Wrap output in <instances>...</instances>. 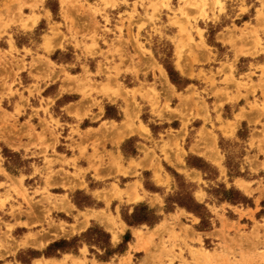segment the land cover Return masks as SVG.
Instances as JSON below:
<instances>
[{
	"label": "rangeland",
	"instance_id": "374dc122",
	"mask_svg": "<svg viewBox=\"0 0 264 264\" xmlns=\"http://www.w3.org/2000/svg\"><path fill=\"white\" fill-rule=\"evenodd\" d=\"M241 1L238 16L247 11L245 2L253 3ZM257 1L255 26L226 29L232 37L227 41L236 49L237 57L264 52V0ZM227 2L236 3L0 1V264H46L35 259L60 240L70 245L62 252L50 253L82 256L72 261L66 256L70 264H87L86 258L92 260L91 264H114L125 251V236L130 240L119 219L131 226L124 218L132 221L130 215L135 207H147L145 200L151 196L143 188L148 189L151 182L170 194L162 199L152 196L147 199L150 205L169 211L177 206V198L194 193L201 202L197 203L206 209V213L201 211L203 222L195 215L197 232L179 221L178 225L162 222L147 238L138 230L132 249L143 250L144 259L129 255L122 262L264 264V180L252 188V183L245 181L249 177L243 165H248L250 173L258 169L264 173V129L255 130V138L248 146L253 149L258 143L260 159L259 154L249 151H243V156L234 133L245 110L242 108L233 122H223L218 112L222 104L214 105L219 124L216 128L207 104L211 96L228 102L245 98L250 111H260L264 116V104L259 106L256 99L253 103L247 101L248 92L254 94L260 86H248L242 77L236 81V59L220 63L221 68L215 73L202 69L193 73L194 66H204L200 64L203 58L199 52H208L205 60L214 65L215 57L202 35L211 36L214 32L211 21H218L217 12L219 16H229ZM111 8L126 11L116 17V22L111 16L110 25L107 9ZM220 37L222 40L223 35ZM166 68L173 71L177 88L184 81L176 70L185 73L187 69L207 88L191 86L183 94L176 93ZM252 75L248 74L247 80ZM221 76L222 80L216 82ZM218 84H224L225 89L218 88ZM231 87L236 89L234 96L230 95ZM260 89L264 96V87ZM242 90L247 93L240 94ZM71 98H78V103L66 110L63 107ZM103 112L105 119L112 117L117 121H102L98 129L85 131H80L77 123L71 125L73 119L77 122L85 117L90 123L84 125H93L102 119ZM194 118L201 119L202 125L189 138L188 127ZM163 123L168 126L165 131L153 135L155 127L160 129ZM254 124L253 129L259 126V119ZM123 127L129 134L121 133ZM218 130L233 138L237 147L224 145L218 139ZM131 135L142 142L138 144L141 158L126 156L131 153L133 142L122 141ZM186 140L193 142L190 151L215 166L216 170L199 164L206 179L213 180L217 174L214 183L183 168ZM106 145L116 149V155L106 152ZM56 148L69 152L70 158L58 155ZM77 153L85 160L81 164L86 163V169L77 166ZM169 167L177 168V172ZM120 177L126 179L122 181ZM223 188L246 197L247 203H239L246 209L240 205L227 214L226 207H216L225 198ZM22 219L24 222L20 223ZM16 225H23L28 233L19 237V231H13Z\"/></svg>",
	"mask_w": 264,
	"mask_h": 264
},
{
	"label": "crops",
	"instance_id": "0c3cea01",
	"mask_svg": "<svg viewBox=\"0 0 264 264\" xmlns=\"http://www.w3.org/2000/svg\"><path fill=\"white\" fill-rule=\"evenodd\" d=\"M1 1V0H0ZM128 3H133L135 0H127ZM222 1V0H221ZM236 3L235 4H229V2H227V7L225 6V9H228L229 12V16L228 15H223L221 14L219 16V13L217 12L215 15L217 17H219L217 22H213L211 21V26H213V30L214 32L210 35L208 34H203V40L205 45L211 49V56H214V65L208 64V61L205 60V58H207V56H209L208 52H199V54H201V57L203 58V62H200V64L202 63L204 66L203 68H198L194 66V70L193 73L196 75L198 74V71L200 69H202L205 72H209L210 70L215 73L216 70L220 69V63H229L231 61H233L234 59H236L235 61V79L236 81H238L239 78H243L242 82L243 83H247L248 86H250V84H255L260 86L259 88H257L256 92L253 93H249L248 92V96H247V101H249V103H253L254 99L257 100V104L259 106H261L262 104H264V96L262 93V90L260 89L261 87H264V52L259 51L258 54L256 55H241V56H236V49L232 47V45H230L228 43V39L232 38L231 35H229L226 32V29L232 30V27L235 26L237 29L239 28H243V26L245 24H249V25H256V21H255V10L259 7L258 5V1L257 0H253V3L250 2H245V5L247 7V11L245 13H243L242 15L238 16L239 11V6L242 3L241 0H235ZM253 10V12H252ZM108 11V17L110 20V25H111V16L115 17L113 18V20L116 22L117 19L116 17L118 15H121L122 13H124V9H120L117 11L116 8H111V9H107ZM115 11V12H114ZM117 11V12H116ZM226 13V11H225ZM222 15L224 17H222ZM115 26V25H113ZM174 35V32L172 33ZM176 34V33H175ZM221 35H223L222 37V41L221 40ZM239 35L238 32L235 33V36L237 37ZM263 38V48H264V35H262ZM111 39V38H109ZM199 38L196 36L195 37V41H198ZM212 59V57H210V60ZM175 69V68H174ZM176 70V69H175ZM186 70V69H185ZM189 69L186 70L185 73H182L178 70H176V73L179 75V77H181V80L184 81V84H181V88H177L176 86H174V84H171L168 76V81L169 83L173 86L174 90L176 93H180L183 94V91H186L189 87L193 86V87H199L201 88H207V86L205 84H202L203 81H199L197 79V77H191L188 74ZM223 74H227L226 72ZM248 74H253L250 78V81L247 80V75ZM222 76L218 77L215 79L216 82H220L222 80ZM220 89H225V85L224 84H218L217 86ZM230 88V87H229ZM245 91H241L240 94L244 95ZM236 94V89L235 87H231L230 89V95L234 96ZM43 99H47L45 97H42ZM78 103V98H71L69 99L65 106L63 108H69L70 106H74ZM219 103L222 104L221 108L218 110V112L220 113V118L222 119L223 122H233L234 118L236 115H238L239 113H241V109L243 108L245 110V113L243 114V120H241L238 125H237V129L234 133V138L235 140L239 141V149L241 152V155L244 156V152L243 151H249V154H259V159L261 156V152L260 149L257 146V142L254 144V148L250 149L249 143L252 139L255 138V130L256 131H262L264 129V116H262L260 111H250L249 106L246 103V99L245 98H239L233 102H228L226 101L224 98H215V97H210L208 99L207 104L209 105V113L210 116L212 118V120L215 123V127L219 128V124L216 122L217 119V113L214 112V105H218ZM105 105L107 104V102L105 101L104 103ZM110 104V103H109ZM105 105H103V108L105 109ZM35 108H38V105H36ZM62 109V108H61ZM66 109V110H67ZM226 109H231L229 113H226ZM97 113V112H96ZM60 115H64V113H60ZM120 115V113L118 114V116ZM58 117V116H56ZM104 117V112L102 115V119H100L98 122H95L93 125L87 124L84 125L86 122L90 123V121H88V117L83 118L81 121H77L76 120H72L71 125H77L79 124V128L80 131H85L88 129H93L96 130L100 127V123L102 121H117V118H112L109 117L108 119H105ZM256 119H259V126H257L255 129H253V126H255L254 121ZM249 121H253V123H249ZM77 123V124H76ZM202 122L201 119H197L194 118L191 121V125L190 127H188V136L190 138V135L193 134V132L195 131V134L197 133V131L199 130V128L201 127ZM179 124H177V128H175L176 131H178L179 128ZM224 126H226L224 124ZM168 126L166 124H162V128H158L157 125V129L155 127L154 133L153 135H159L160 131H165V129ZM245 127V128H243ZM148 130V129H147ZM245 130V134L243 135V131ZM161 132V135H162ZM240 132H242L241 134H239ZM121 133H125L124 132V127H123V131ZM129 134V133H125ZM155 135V136H156ZM217 136L218 139L225 144H227V146H233V147H237V144L235 143V141H233L234 139L228 136H225L222 131H217ZM63 138V137H62ZM123 138V137H121ZM153 138V136H152ZM258 138H261V136L259 135ZM132 141L133 145H132V151L130 154H126L127 157H129L130 159H134L135 157H142L141 155L138 154L139 148H138V144H142V142L140 141V139L136 136V135H131V136H127L126 139H124L122 141V143H127L128 141ZM60 142V141H59ZM186 142V148H185V152H186V156L184 157V165L183 168L186 169V172H193V174L195 176H197L198 174L201 175V178L204 181H208L211 183H214L217 180V174H215V176L213 177V180H209L205 178V172L200 170L198 168L199 164H206L208 165L210 168H215V166L213 165V163L208 160L207 158L198 155L197 153L190 151L191 146L193 145V142ZM182 143V141L180 142ZM63 145V144H62ZM64 145H68V143H65ZM57 147V146H56ZM88 147L90 148V145H88ZM65 151L68 149H64ZM101 151V150H100ZM105 151L106 152H113V155H116V149H112L110 147H108L107 145L105 146ZM226 151V150H225ZM91 151H89V149H87V153L90 154ZM56 153L58 155H65L66 158H70L69 156V152H64V151H59L56 148ZM66 153V154H65ZM107 158V155H104ZM75 157L77 158V166L82 168V169H86L87 165L85 164H81L82 162H85V160H83L80 155L77 153L75 154ZM215 157V156H214ZM128 159V158H127ZM201 161V162H200ZM193 162H197L198 164H194ZM245 164L246 167V171H247V176L249 177L247 180H245L246 182H251L252 183V188H256V184L263 181L264 180V173H262L263 171L261 169H258L255 173H250L249 171V167L246 163H243V165ZM242 165V162L239 164V166ZM57 168L60 166H56ZM69 168L71 166H68ZM168 167V165H167ZM56 168V169H57ZM171 168L173 171L177 172V168H173V167H169ZM148 170L147 167L145 168V171ZM71 172V171H70ZM147 172V171H146ZM91 174V173H90ZM182 175V174H181ZM93 176V175H92ZM184 176V175H183ZM120 180H125L126 178L120 177ZM234 179V178H233ZM128 181V180H127ZM93 183H96V181H92ZM132 182V180L130 181ZM129 182V183H130ZM143 185V183H142ZM144 187V185H143ZM231 186H229L228 188H230ZM144 191L149 195V196H154V195H158L161 199L162 197L165 198L166 195H169L170 193H166L165 192V188L162 187H158L157 185H155L153 182H151V184L149 185L148 189H146L145 187L143 188ZM172 194V191H171ZM151 197H148L147 199H151ZM193 199L196 202L201 203L200 201H198L195 196L194 193L192 194ZM145 200V203L147 205V208L149 210H151L154 214V216L156 217V221L152 222L150 224L148 223H143V224H138V225H133V226H128L126 225L122 219L120 218L119 221L122 222L125 226V230L127 229V233L130 237V240H128L126 242V247H125V251L123 252V254L119 255L117 257V259L114 262V264H125L124 262H122V259H126L129 255L135 257L137 255H139V257H141V259H144V251L143 250H134L132 249L133 246L136 245V231L140 230L143 234V238H147L150 234H152L156 228L162 223V222H174L176 223V225H178V221L179 223H181L183 226H188L191 227L193 229V231L197 232L195 225H196V221L194 222V220H197L198 218L193 214L190 213L188 211H186L185 209L175 206V208H173L170 211H165L162 209V207L160 206H153L150 205L148 200ZM203 204H205V202H203ZM242 207V209H246L245 207L247 206H242V204H234L231 202H227V201H222L216 204V207H226L227 209L225 210L227 212V214L233 212L232 209L237 208L238 206ZM248 205V204H245ZM250 209H254L252 206H250ZM73 214V213H72ZM186 216H189L190 218H187ZM176 218L178 219L176 222ZM193 219V220H192ZM212 220V218H211ZM230 222H232L231 220H229ZM24 220H20V223H23ZM241 225V223H240ZM242 225H245L244 223H242ZM13 231L18 232V236L22 237L23 235H25L27 232L26 227H24L23 225H16L14 226ZM125 234V232H123V235ZM123 235L120 236L121 240L123 239ZM184 235V234H183ZM182 235V236H183ZM184 237V236H183ZM120 240V241H121ZM156 242V240H155ZM82 248L79 249V252L81 251ZM69 257L72 260H76V259H82L81 255H77V254H71V253H60L59 255H50V256H44L42 255L39 258H36L35 260H41L42 262H46V264H63L62 262H66V264H70V260H65V258ZM86 260L88 261L87 264H91V259L90 258H86ZM137 260V258H136ZM97 263V262H96ZM97 264H110V263H106V262H101V263H97Z\"/></svg>",
	"mask_w": 264,
	"mask_h": 264
},
{
	"label": "trees",
	"instance_id": "16d2710c",
	"mask_svg": "<svg viewBox=\"0 0 264 264\" xmlns=\"http://www.w3.org/2000/svg\"><path fill=\"white\" fill-rule=\"evenodd\" d=\"M166 71L168 73V76L170 78V81L175 85L176 82L173 79V71H171L170 69L166 68ZM201 162V161H200ZM202 165H205L204 163ZM198 168L200 170L203 171V167L202 166H198ZM176 177L178 176L177 174H174ZM225 195V198L223 199V201H227V202H231L234 204H239V203H247V199L246 197L241 196L238 192L234 191L233 189H229L227 191H225V189L223 188L222 191ZM239 197L240 200L233 199L230 197ZM186 198V199H185ZM185 198L180 197L177 198V200L174 202L178 207H181L183 209H185L186 211L193 213L194 215H196L197 217H199L201 219V223L203 222L202 217H201V211H204L206 213V209L203 207V205L197 203L192 195H188ZM172 210V209H171ZM170 211V210H169ZM149 217H152V219L149 220ZM130 219L132 221H128L126 218H124L125 222L129 225H138V224H143V223H152L156 221V218L154 217V214L151 210H149L147 207L144 206H139V207H135L133 213L130 215ZM101 236L103 237H107V234L101 232L100 233ZM73 239V242L77 241ZM125 241H128V236H125ZM70 245L68 242L64 241V240H60L54 243H51L49 246H47L45 252H42L41 254L38 255H44V256H50L53 255L50 253V251L55 252H62L64 251V249L67 248V246Z\"/></svg>",
	"mask_w": 264,
	"mask_h": 264
}]
</instances>
